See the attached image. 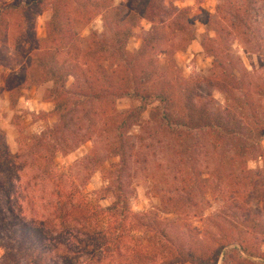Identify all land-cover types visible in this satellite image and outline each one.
Instances as JSON below:
<instances>
[{
  "label": "trees",
  "instance_id": "1",
  "mask_svg": "<svg viewBox=\"0 0 264 264\" xmlns=\"http://www.w3.org/2000/svg\"><path fill=\"white\" fill-rule=\"evenodd\" d=\"M128 1L137 12L124 16L115 9L104 31H92L85 45L76 26L101 14L107 0L0 5V67L18 66L8 85L20 91L50 83L53 108L46 114L55 117L38 135L20 138L16 153L0 129V264H172V256L179 258L176 264H264V252L246 236L256 228L260 207L244 193L264 191V168L241 167L244 192L235 191L234 178L240 177L231 173L234 164L251 159L259 148L255 138L264 134V0H218L214 13L202 9L201 0L181 7L173 0ZM41 7L50 16L40 38L34 13ZM142 19L149 27L141 31L138 49L129 51L127 40ZM196 19L213 32L201 44L214 71L204 79L183 77L174 59L194 40ZM236 39L258 54L256 75L232 56ZM204 86L221 93L224 105L204 99ZM120 99L137 105L120 111ZM152 103V121L176 141L201 135L220 151L221 191H198L222 202L218 215L207 218L209 230H178L164 215L173 211L133 212L128 205V169L137 156L129 130L141 128V113ZM92 139L105 158L116 160L104 175L112 189L105 208L65 191L55 161ZM185 192L187 204L198 206L199 196ZM257 197L264 204V192ZM74 247L90 259L73 262L80 253Z\"/></svg>",
  "mask_w": 264,
  "mask_h": 264
},
{
  "label": "rangeland",
  "instance_id": "2",
  "mask_svg": "<svg viewBox=\"0 0 264 264\" xmlns=\"http://www.w3.org/2000/svg\"><path fill=\"white\" fill-rule=\"evenodd\" d=\"M14 1L28 0H0V5ZM178 7L192 6L193 0H173ZM218 0H201L200 7L210 13L215 12ZM107 8L96 15L88 23L78 24L76 30L82 45L87 43L92 31L101 33L105 23L113 16L115 9L122 15L129 11H136L135 3L128 0H107ZM113 7V10L111 9ZM50 11L47 7H41L34 13L35 32L37 37L45 36V21L49 18ZM107 21V22H106ZM149 23L142 19L134 34L127 40L126 48L135 51L140 45V33L147 30ZM195 38L174 54V59L180 73L186 78H209L214 71L212 59L202 50V42L207 37H212L213 32L200 23L194 22ZM231 53L239 59L240 66L248 72L256 75L258 70V54L251 45L236 39L231 44ZM18 71L17 64L9 67H0V129L11 153L18 151V140L33 135L54 123L55 117L48 113L53 108V103L48 95L50 83L32 86L29 89L17 90L8 85L10 74ZM203 82V81H202ZM200 94L208 101L213 99L212 105L223 106V95L213 88L203 87ZM210 102V101H209ZM137 105L130 99H120L116 107L120 111L128 110ZM156 103L149 105L141 113V128L134 126L129 130L132 136L137 156L131 161L128 172L130 174V194L128 205L133 212L145 210H164L174 213L164 214L172 218L178 225V230L184 226L198 227L209 230V217H216L222 207V202L215 193H206L204 198L198 195V191H221L216 186L221 182L217 178L221 174V158L219 149H213L208 140L201 135H194L179 143L169 135L157 122L151 119L152 111ZM24 140V139H22ZM259 148L251 155V159L241 164H234L232 172L240 179L234 178L235 191L244 192L241 179L242 168L258 171L264 168V134L255 138ZM55 161L58 164L57 171L65 191L79 193L81 197L100 207H108L112 201V189L108 187V180L104 178L105 171L110 169L115 159L105 158V152L97 139L86 141L67 155L57 154ZM28 176H26V179ZM185 191H194L199 197L195 200L199 204L192 207L183 196ZM249 191L250 194H249ZM264 191L247 190L248 197H253L252 207H260L254 211L256 228L253 233H246L248 239L253 241L264 252V204L263 199L257 195ZM256 197V198H255ZM190 240V245L194 243ZM80 251L72 256V261L83 262L90 259L82 251L81 247H74ZM172 259V260H171ZM172 264H176L179 258L170 257ZM184 264H197L185 262ZM219 264V263H218Z\"/></svg>",
  "mask_w": 264,
  "mask_h": 264
}]
</instances>
